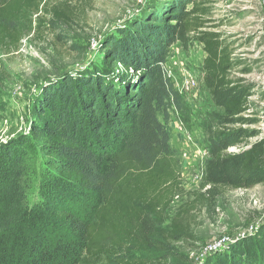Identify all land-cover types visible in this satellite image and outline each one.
I'll return each mask as SVG.
<instances>
[{
	"label": "trees",
	"instance_id": "1",
	"mask_svg": "<svg viewBox=\"0 0 264 264\" xmlns=\"http://www.w3.org/2000/svg\"><path fill=\"white\" fill-rule=\"evenodd\" d=\"M71 2L0 0V46L19 51L29 34L67 23ZM43 14L51 16L49 22ZM207 15L202 0H169L109 36L99 68L48 86L31 133L52 170L39 204L33 207L28 197L32 140L12 141L0 151V264L177 259V247L168 242L188 232L185 206L161 229L183 194L182 163L169 125L172 109L181 110L183 100L165 66L177 41L188 44L195 37L203 43L204 83L223 111L206 126L209 158L201 181L206 190L195 192V201L216 197L220 188L264 184V138L249 144L258 132L242 127L256 121L247 112L253 86L232 77L228 46L218 32L203 30ZM216 257L212 264H264V256L248 250Z\"/></svg>",
	"mask_w": 264,
	"mask_h": 264
},
{
	"label": "rangeland",
	"instance_id": "2",
	"mask_svg": "<svg viewBox=\"0 0 264 264\" xmlns=\"http://www.w3.org/2000/svg\"><path fill=\"white\" fill-rule=\"evenodd\" d=\"M51 1L61 4L64 0ZM168 1L72 0L67 23H59L55 30H49L46 23L42 33L23 39L19 51L8 52L0 46V151L12 141L32 140L35 148L28 159V197L33 207L42 201L52 171L31 134L48 86L63 76L77 77L99 68L109 36L130 29ZM202 1L208 10L203 30L221 35L235 63L232 77L253 86L247 112L256 121L242 126L258 132L247 139L250 144L264 138V0ZM43 17L46 22L51 19ZM205 57L203 43L194 37L188 44L175 42L165 64L183 100L181 110L172 109L169 124L171 143L182 163L183 194L174 199L161 226L167 229L178 208L185 206L188 232L181 241L168 242L179 251L173 264H212L219 252L248 250L264 256V184L249 189L220 188L216 197L195 201V192L206 190L201 188L209 158L206 126L223 112L204 83Z\"/></svg>",
	"mask_w": 264,
	"mask_h": 264
},
{
	"label": "built area",
	"instance_id": "3",
	"mask_svg": "<svg viewBox=\"0 0 264 264\" xmlns=\"http://www.w3.org/2000/svg\"><path fill=\"white\" fill-rule=\"evenodd\" d=\"M231 150H233V151H237V150H238V148L234 147V148H232Z\"/></svg>",
	"mask_w": 264,
	"mask_h": 264
}]
</instances>
